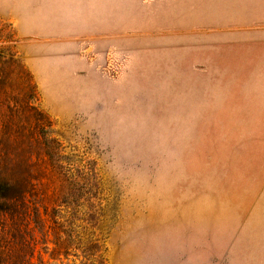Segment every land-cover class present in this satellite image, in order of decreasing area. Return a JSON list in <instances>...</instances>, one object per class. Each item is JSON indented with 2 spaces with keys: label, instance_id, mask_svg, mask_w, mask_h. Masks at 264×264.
Here are the masks:
<instances>
[{
  "label": "rangeland",
  "instance_id": "rangeland-1",
  "mask_svg": "<svg viewBox=\"0 0 264 264\" xmlns=\"http://www.w3.org/2000/svg\"><path fill=\"white\" fill-rule=\"evenodd\" d=\"M0 171L28 264H264V0H0Z\"/></svg>",
  "mask_w": 264,
  "mask_h": 264
},
{
  "label": "trees",
  "instance_id": "trees-1",
  "mask_svg": "<svg viewBox=\"0 0 264 264\" xmlns=\"http://www.w3.org/2000/svg\"><path fill=\"white\" fill-rule=\"evenodd\" d=\"M11 181L4 180L0 171V201H13L9 197ZM0 202V215L9 216L2 208ZM0 221V264H28L31 259L29 232V219L27 212L10 215Z\"/></svg>",
  "mask_w": 264,
  "mask_h": 264
}]
</instances>
